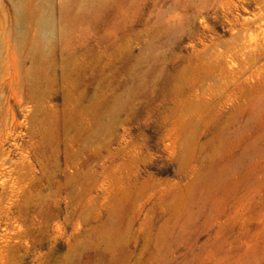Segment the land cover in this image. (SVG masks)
Returning a JSON list of instances; mask_svg holds the SVG:
<instances>
[{
    "label": "rangeland",
    "instance_id": "obj_1",
    "mask_svg": "<svg viewBox=\"0 0 264 264\" xmlns=\"http://www.w3.org/2000/svg\"><path fill=\"white\" fill-rule=\"evenodd\" d=\"M0 264H264V0H0Z\"/></svg>",
    "mask_w": 264,
    "mask_h": 264
},
{
    "label": "bare ground",
    "instance_id": "obj_2",
    "mask_svg": "<svg viewBox=\"0 0 264 264\" xmlns=\"http://www.w3.org/2000/svg\"><path fill=\"white\" fill-rule=\"evenodd\" d=\"M41 27H42V30L45 32V36H46L48 32V27H49V18L47 15L43 16L41 20Z\"/></svg>",
    "mask_w": 264,
    "mask_h": 264
}]
</instances>
